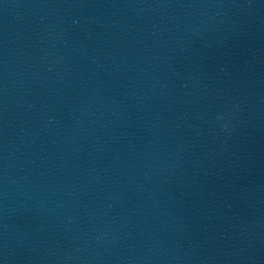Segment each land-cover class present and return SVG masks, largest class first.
I'll use <instances>...</instances> for the list:
<instances>
[{
  "label": "water",
  "instance_id": "obj_1",
  "mask_svg": "<svg viewBox=\"0 0 264 264\" xmlns=\"http://www.w3.org/2000/svg\"><path fill=\"white\" fill-rule=\"evenodd\" d=\"M0 264H264V0H0Z\"/></svg>",
  "mask_w": 264,
  "mask_h": 264
}]
</instances>
